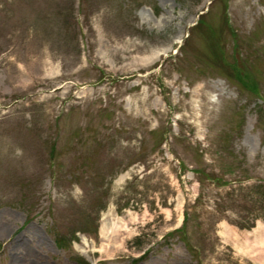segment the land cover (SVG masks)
I'll list each match as a JSON object with an SVG mask.
<instances>
[{"label": "rangeland", "instance_id": "374dc122", "mask_svg": "<svg viewBox=\"0 0 264 264\" xmlns=\"http://www.w3.org/2000/svg\"><path fill=\"white\" fill-rule=\"evenodd\" d=\"M0 264H264V0H0Z\"/></svg>", "mask_w": 264, "mask_h": 264}, {"label": "trees", "instance_id": "16d2710c", "mask_svg": "<svg viewBox=\"0 0 264 264\" xmlns=\"http://www.w3.org/2000/svg\"><path fill=\"white\" fill-rule=\"evenodd\" d=\"M209 178V177H208ZM82 263H84V262H82Z\"/></svg>", "mask_w": 264, "mask_h": 264}]
</instances>
